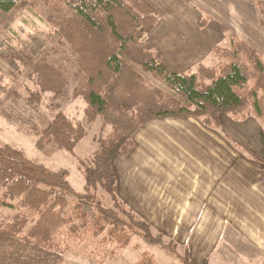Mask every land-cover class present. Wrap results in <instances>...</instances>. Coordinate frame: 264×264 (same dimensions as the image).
<instances>
[{"label": "trees", "instance_id": "16d2710c", "mask_svg": "<svg viewBox=\"0 0 264 264\" xmlns=\"http://www.w3.org/2000/svg\"><path fill=\"white\" fill-rule=\"evenodd\" d=\"M255 5L264 31V0H255ZM24 10L52 26L75 53L82 78L75 97L87 103L89 124L101 118L103 127L111 125L128 140L154 120L193 117L205 127L219 129L224 117L264 119L263 56L224 26L228 46L214 47L216 65L199 64L195 71L172 73L151 38L158 15L144 0H0V60L12 69H18L20 56L3 37ZM209 20L210 16L201 18L197 28L203 29ZM29 40L24 65L48 43L40 34H29ZM138 68L167 90L147 82ZM35 74L39 91L31 95L32 101H41L44 93L59 94L67 86L64 75L46 59L37 62ZM87 135L84 123L73 122L60 112L41 131L36 147L43 151L54 146L74 154ZM111 144L100 134L92 165L79 160L85 178L84 191L79 193L71 186L66 169H49L0 141V236L61 254L70 242L97 239L101 250L111 244L126 248L137 236L163 248L179 264H196L188 248L181 254L173 239L167 241L120 201L113 158L124 142ZM246 153L264 164V157ZM98 189L111 198L114 208L104 205ZM4 210L10 212L8 217L3 216ZM140 264L153 261L146 256Z\"/></svg>", "mask_w": 264, "mask_h": 264}, {"label": "rangeland", "instance_id": "374dc122", "mask_svg": "<svg viewBox=\"0 0 264 264\" xmlns=\"http://www.w3.org/2000/svg\"><path fill=\"white\" fill-rule=\"evenodd\" d=\"M29 34H40L48 39V43L37 58L29 61L28 65H24L22 60H27L29 55L27 49L30 41ZM3 38L19 54L20 59L16 60L18 69H12L0 60V141L2 143L23 151L28 158L49 169H66L71 186L79 193H82L85 187V178L79 160L86 165H92L94 152L99 146L100 134L106 142L112 143V146H114L113 143L117 145L120 139L124 142L121 150H118L113 158L114 165L122 174L125 171V164H134L135 161L138 163L146 161L151 165H162L165 168L168 164H174L177 157L174 150L176 137L158 134V130L151 131L148 133V138H144L146 142H151L149 148L133 140L132 136L125 140L122 138L125 134L115 130L111 125L103 127L101 118L93 124L87 123L85 117L87 103L82 97H75V90L82 82L81 75L78 73L76 55L54 28L32 11L24 10ZM154 42L156 43L155 40ZM160 43L164 45L162 50L171 55H176V51L181 47L180 42L162 41ZM250 43L259 50L264 59V33L260 34L259 39ZM220 46L227 47L228 42ZM41 59L49 61L64 75L67 86L59 94L44 93L41 101L38 102L32 101L31 95L39 91L35 67ZM217 62L218 58L212 53L205 56L201 63L213 66ZM138 72L147 82L167 90L161 81L153 78L149 73L140 68ZM60 112L65 113L73 122H82L88 127V135L77 145L74 154L54 146H49L43 151L36 147L41 131ZM170 122V120H154L150 124H160V128L172 129L167 124ZM143 127L149 130L153 128L152 125ZM133 151H135L134 155L129 159L128 156ZM150 178L155 179L153 175ZM117 194L120 201L141 219L147 221L155 232L163 233L167 241L173 239L178 244L181 254L184 248H188L190 257L196 264H204L205 261L209 264H264V250L244 242V235L232 230L224 235L221 233L219 229L225 224L226 218L162 216L160 212L156 213L146 208L141 203V199H134V202L133 199H128L129 195L123 189H118ZM98 195L106 207L114 208L113 201L103 190L98 189ZM70 201L75 203L76 199L71 197ZM2 214L8 217L10 212L4 210ZM209 220L212 221V227L218 229L214 228L213 232L204 233L202 239L198 235L196 237V234H191V240L187 233L174 231L178 221H181L183 229L184 224L191 227L192 225H209ZM231 221L239 223L240 219L235 217L231 218ZM243 225H247V222ZM146 256L151 257L153 264H179L175 256L159 246L144 243L137 236H133L126 248H117L111 244L101 250L97 239H91L85 243L70 242L64 254L37 248L24 243L19 238L0 236V264H140Z\"/></svg>", "mask_w": 264, "mask_h": 264}, {"label": "crops", "instance_id": "0c3cea01", "mask_svg": "<svg viewBox=\"0 0 264 264\" xmlns=\"http://www.w3.org/2000/svg\"><path fill=\"white\" fill-rule=\"evenodd\" d=\"M144 1L158 15L151 38L172 73L195 69L205 56L213 53L215 46L226 44L223 26L249 42L264 33L255 0ZM204 16H210V20L199 30L198 22ZM162 41L180 42L181 47L176 55H171L162 50ZM165 120L171 121L167 124L172 129L160 128V124H150L151 121L146 125L153 128L140 127L132 139L149 147L151 142L144 138L151 131L176 137L174 164L165 168L135 161L126 163L122 174L113 162L118 189L127 191L133 202L141 199L146 208L162 216L226 218L227 224L219 229L223 235L235 231L244 235V242L264 250V164L250 159L246 153L252 151L264 157V119L234 121L225 117L219 129L205 127L193 117ZM134 152H130L129 159ZM152 175L155 179L160 176L155 181L151 180ZM235 217L240 219L239 223L231 221ZM209 221L210 226L184 224L183 229L178 221L174 231L187 233L191 240V234L202 239L204 233L218 229Z\"/></svg>", "mask_w": 264, "mask_h": 264}]
</instances>
